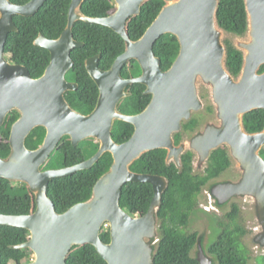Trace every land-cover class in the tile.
I'll list each match as a JSON object with an SVG mask.
<instances>
[{
    "label": "water",
    "instance_id": "1",
    "mask_svg": "<svg viewBox=\"0 0 264 264\" xmlns=\"http://www.w3.org/2000/svg\"><path fill=\"white\" fill-rule=\"evenodd\" d=\"M45 1L30 0L19 5L0 0V127L5 126L13 111L19 114L10 127L11 151L6 157L0 156V180L26 183L36 202L35 211L28 215L0 213V225L30 231L28 241L13 246L33 251L34 258L26 264H68L67 255L73 246L87 244L95 246L108 264H155L162 239L158 212L169 180L136 172L131 166L145 153L163 148L167 150V164L173 162L182 170V156L192 151L193 172L200 174L207 168L212 152L223 145L227 146L231 164L223 175L209 180L198 196L204 208L198 224H203L191 257L200 264H221L219 257L210 252L214 242L211 213L228 212L233 203L242 205L250 223L245 244L264 255V128L252 133L244 123L246 113L264 109V71H260L264 65V0H244L248 22L244 35L231 34L220 26V0H164L160 13L138 40L131 39L127 26L148 0H115L114 11L105 17L86 14L82 10L86 0H72L68 24L60 37L49 39L40 33L34 42L51 53L45 72L34 78L25 65L6 58L5 44L9 33L18 31L14 16H32ZM79 21L111 27L126 42L124 53L108 70L99 67L100 53L85 60L88 73L99 87L97 105L88 114L73 108L66 96L78 87L67 74L74 65L73 50L84 45L74 36ZM167 33L178 38L180 51L172 66L163 70L154 44ZM227 38L243 53L237 75L227 65ZM133 59L142 72L124 77V65ZM134 83L144 84L145 94L152 95V99L141 112L126 114L119 105L132 95L128 87ZM207 104L213 112L177 143L176 134L203 113ZM117 120L135 128L123 143L112 136ZM39 126L45 127L46 135L32 150L26 141ZM66 135L74 146L92 138L99 149L73 166L44 170ZM106 152L112 154L113 163L96 182L91 197L59 213L48 195L50 181L91 168ZM128 182L152 184L154 196L145 214L132 215L120 205ZM107 226L110 242L101 238Z\"/></svg>",
    "mask_w": 264,
    "mask_h": 264
},
{
    "label": "trees",
    "instance_id": "2",
    "mask_svg": "<svg viewBox=\"0 0 264 264\" xmlns=\"http://www.w3.org/2000/svg\"><path fill=\"white\" fill-rule=\"evenodd\" d=\"M15 4H25L30 0H11ZM72 0H46L40 9L32 16L15 15L14 21L18 31L10 32L5 44L6 58L18 64L25 65L34 78L40 77L51 61L48 49L34 42L42 33L49 39H56L68 24L69 7ZM115 0H86L82 10L92 16H108L115 9ZM164 0H148L142 5L141 13L128 22L127 30L133 40L143 36L148 27L156 19L164 6ZM218 20L221 27L231 34L244 35L247 30V12L244 0H220ZM74 36L84 45L72 52L73 68L67 78L78 83L74 91L67 93V99L76 110L88 114L97 105L99 87L88 73L85 60L100 53L99 67L103 70L111 68L116 58L126 49L125 39L111 27L98 23L79 21L74 26ZM228 49L227 65L232 73L239 74L243 64V53L234 47L230 39H226ZM180 51L178 38L171 33L162 35L154 44V52L161 59V67L168 70ZM264 71V65L260 69ZM142 72L135 59L125 64L122 69L124 77H136ZM132 95L123 99L120 110L126 114H137L144 110L152 99L145 94L146 86L134 83L128 87ZM213 107L209 106V111ZM12 121L19 117L17 111L12 113ZM199 119L194 117L185 123L186 130L198 127ZM7 123V121H6ZM5 123V125H6ZM245 127L249 132H258L264 128V109H254L244 117ZM12 126V124H11ZM134 125L117 120L112 136L117 143H123L131 138ZM11 128L0 127V156L6 157L11 151ZM46 129L36 127L28 136L26 145L36 149L43 142ZM176 136V142L180 140ZM99 149V143L94 139H86L74 146L68 135L64 136L53 151L47 166H73L94 155ZM264 158V147L261 150ZM167 150L154 149L136 160L131 168L139 173L162 175L168 178L169 184L162 195L159 208L162 239L155 258V264H200L191 257V251L197 241L198 233L190 229V217L199 206L198 196L203 186L211 179L225 173L231 164L226 145L214 150L209 158L204 172H193L192 151L182 156L183 169L175 163L167 164ZM113 156L106 152L89 169L76 171L67 176L57 177L50 181L48 195L53 200L59 213L66 212L72 206L88 200L99 178L111 169ZM43 168V169H44ZM154 189L148 182H128L123 187L120 205L132 215L145 214L151 205ZM35 196L26 183H16L10 180H0V213L9 215H28L35 211ZM238 204L233 205L226 218L221 221V227L210 247V252L219 257L221 264H248L252 252L244 242L245 235L250 231L243 222L244 218ZM30 238V231L23 227L0 225V264H26L33 258L29 248L15 249L13 246L25 243ZM101 238L110 242L109 227L101 231ZM15 250L17 256L8 254ZM259 264H264V255L259 256ZM68 264H108L95 246L74 245L67 255Z\"/></svg>",
    "mask_w": 264,
    "mask_h": 264
},
{
    "label": "flooded vegetation",
    "instance_id": "3",
    "mask_svg": "<svg viewBox=\"0 0 264 264\" xmlns=\"http://www.w3.org/2000/svg\"><path fill=\"white\" fill-rule=\"evenodd\" d=\"M92 16V15H91ZM70 81H73V80H71L70 79ZM75 82V81H74ZM68 93V92H67ZM120 109V108H119ZM13 123V122H12ZM197 128V127H196ZM195 128V129H196ZM195 129H193V130H186L185 129V127L183 128V130H182V132H180V133H177L176 134V136L177 135H180V140L182 139V137L185 135V134H187V133H191V132H193ZM180 140H179V142H180ZM178 142V143H179ZM235 203H233L232 204V206L230 207V209H229V211L228 212H225V213H223V214H219V213H214V212H212L211 214H212V226H211V230H212V236H213V241L215 240V238H216V235L218 234V232H219V230H220V227H221V221H222V219L224 220L225 218H226V216H227V214L230 212V211H232V209H233V205H234ZM239 205V204H238ZM240 206V205H239ZM240 209H241V211H242V207L240 206ZM201 211H203V209L201 208V206H200V202H199V206H198V208L197 209H195L194 210V212L192 213V215H191V217H190V224H189V226H190V229H192L193 231H195V232H197L198 233V231L197 230H195V227H194V220H195V222L197 223L198 222V219L197 218H200L201 217ZM242 213V212H241ZM246 236V235H245ZM245 238V237H244Z\"/></svg>",
    "mask_w": 264,
    "mask_h": 264
},
{
    "label": "rangeland",
    "instance_id": "4",
    "mask_svg": "<svg viewBox=\"0 0 264 264\" xmlns=\"http://www.w3.org/2000/svg\"><path fill=\"white\" fill-rule=\"evenodd\" d=\"M115 7H116V4H115ZM228 39V38H227ZM207 107H206V109H205V111H203V113H200V114H198V115H196L195 117H197L199 120V124H198V126L200 125V123L203 121V118L204 117H206V116H208L210 113H212L213 112V110L212 111H209V106L211 107V105L210 104H207L206 105ZM12 114H10L8 117H7V123H6V125H5V127H8V128H10L11 127V124H12ZM48 165V164H47ZM47 165H45V168H44V170H46V169H50V168H60V167H58V166H54V167H51V166H47ZM241 205V204H240ZM242 206V205H241ZM203 210H204V208L203 207H201ZM230 209V208H229ZM228 209V210H229ZM212 212H214V213H216L215 211H212ZM242 216H243V218H244V223L246 224V226H247V228H248V230H251L250 229V223L248 222V217H247V215H246V213L243 211V209H242ZM198 219V218H197ZM194 227H195V230H197V231H200L201 230V228H202V224H201V222H200V224H198V222L196 223L195 222V220H194ZM108 227V226H107ZM249 233V232H248ZM247 233V234H248ZM251 252H252V256H251V258H250V260H249V262L250 263H254V262H257L258 264H259V259H260V257L259 256H261V255H259L257 252H255L254 250H250ZM8 254L9 255H11V256H17V254H16V251L15 250H9L8 251ZM261 254V253H260ZM33 258H34V255H33ZM32 258V259H33Z\"/></svg>",
    "mask_w": 264,
    "mask_h": 264
},
{
    "label": "bare ground",
    "instance_id": "5",
    "mask_svg": "<svg viewBox=\"0 0 264 264\" xmlns=\"http://www.w3.org/2000/svg\"><path fill=\"white\" fill-rule=\"evenodd\" d=\"M193 145H196V144H193ZM33 150V149H32ZM199 153H200V151H199Z\"/></svg>",
    "mask_w": 264,
    "mask_h": 264
}]
</instances>
